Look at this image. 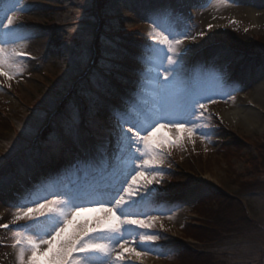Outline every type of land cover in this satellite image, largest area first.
Here are the masks:
<instances>
[{
    "label": "rangeland",
    "instance_id": "374dc122",
    "mask_svg": "<svg viewBox=\"0 0 264 264\" xmlns=\"http://www.w3.org/2000/svg\"><path fill=\"white\" fill-rule=\"evenodd\" d=\"M202 1L21 0L30 9L15 13L16 24L23 28L16 41L0 45L8 53L29 54L7 69L17 73L13 79L0 76V156L11 152L0 169V224L13 225L9 230L0 228V264H18L14 233L17 225L25 223H13L17 209L10 204L43 177L60 174L48 172L56 166L58 154L39 147L37 138L48 126L55 128L51 139L69 145L73 162L93 155L101 144H108L111 153L116 143L111 134L114 113L123 109L138 83L152 88L146 82V69L160 61L148 47L153 43L151 18L162 9L170 13L164 26L197 37L185 41L184 47L191 51L184 57L182 79L189 89L212 96L215 103H207L208 128L203 129L207 138L196 134L189 139L186 132L169 127L153 137L157 141L181 137L163 148L164 174L161 184L153 186L161 194L141 209L159 217L147 231L159 233L162 239L143 258L126 253L124 264H191L195 254L206 255L203 250L214 253V264H264V188L248 193L253 182H264V132L248 133L240 121L230 118L235 107L264 118V0H239L227 6L210 0L206 8ZM5 2L0 7L8 8ZM187 10L195 16H187ZM208 36L213 40L208 41ZM93 53L97 66L92 68ZM228 92L235 98H228ZM70 172L69 185L101 184L99 174L90 172L89 176H96L90 180L83 172ZM244 189L246 197H242ZM229 197L233 206L242 205L245 211L228 213L237 226L226 231L217 248L196 235L208 237L210 230L195 226H212L211 212ZM96 215L82 213L78 221Z\"/></svg>",
    "mask_w": 264,
    "mask_h": 264
},
{
    "label": "snow or ice",
    "instance_id": "6c2138e0",
    "mask_svg": "<svg viewBox=\"0 0 264 264\" xmlns=\"http://www.w3.org/2000/svg\"><path fill=\"white\" fill-rule=\"evenodd\" d=\"M212 2L227 6L229 2L238 4L239 0ZM8 3V8L0 7L3 13L0 15V45L16 41L23 26L16 24L15 13L30 10L21 0H8ZM169 15L168 9H162L151 18L153 43L148 47L160 63H150L146 69V82L152 88L138 83L137 91L124 101L123 109L114 113L115 127L111 134L116 143L111 153L108 144H101L93 155L77 158L71 164L73 173L83 172L86 176L96 173L103 183L87 187L68 185L50 175L18 194L16 201L10 204L17 209L13 223L25 222L17 225L14 233V246H19L18 264H124L126 253H134L139 259L158 247L155 242L162 239L161 235L147 230L154 227L159 217L141 209L161 194V190L153 186L161 184L164 174L163 148L181 137L159 141L153 137L169 127L177 133L186 132L189 139L196 134L207 138L209 133L203 131L208 128L204 122L208 119L205 116L207 103H215L212 96L189 89L182 79L184 57L191 51L184 47L185 41H195L197 37L164 26L162 22ZM212 27L208 25L209 30ZM204 35V32L199 33L200 37ZM212 40L213 37L208 36V41ZM27 55L15 50L8 53L0 46V76L13 79L17 73L7 69L15 68L16 59ZM226 95L235 98L232 92ZM10 156V151L0 156V169ZM82 213L98 215L80 223L78 218ZM8 227L0 224V228ZM26 252L29 253L27 258Z\"/></svg>",
    "mask_w": 264,
    "mask_h": 264
},
{
    "label": "trees",
    "instance_id": "16d2710c",
    "mask_svg": "<svg viewBox=\"0 0 264 264\" xmlns=\"http://www.w3.org/2000/svg\"><path fill=\"white\" fill-rule=\"evenodd\" d=\"M261 45L264 47L263 43H261ZM85 94L89 95V93H85ZM53 131L54 130L47 131V133H49V135L45 134V136H44L43 143L45 145H47V147L49 149H51V146H50V142H51L50 136L51 135L50 134L53 133ZM58 145H59L58 150L60 152L59 153V160H60V162H63L64 159L66 158V155H67V146L63 142H59ZM261 150H264V147L261 148ZM263 178H264V175H263ZM253 184L254 185H251L253 188L250 189V190H252L250 192H253V191L257 192L258 190L264 188V183L260 180L253 182ZM243 191L246 192L247 190L244 189ZM250 192H248V193H250ZM231 199H232L231 197L224 199L223 201H221L223 203L221 205L219 204L218 208L214 209V211L211 212L212 213L211 219L213 220L214 224L212 226H210L209 228H204V230L205 229L210 230L209 231L210 236L206 237L204 233L196 232V235L198 237L206 238L203 241H208V244H215V246H218L220 244V240L226 234V231L228 229H231V228L233 229L237 226V224L234 221H232L230 219V217H228L229 212L239 211L240 213H244V211H245L244 207L242 205H235V204L233 206L232 200H234V199H232V200ZM216 215H220V217L217 218ZM196 229H203V227L202 228H196ZM248 229L254 230V228L250 227V226L248 227ZM190 259L192 261L191 264H214V262L216 261V259L213 256L212 257H210V256H199L197 254H195V257H193V258L191 257Z\"/></svg>",
    "mask_w": 264,
    "mask_h": 264
},
{
    "label": "bare ground",
    "instance_id": "6f19581e",
    "mask_svg": "<svg viewBox=\"0 0 264 264\" xmlns=\"http://www.w3.org/2000/svg\"><path fill=\"white\" fill-rule=\"evenodd\" d=\"M206 1V0H203ZM258 101H260V99L257 98ZM230 118H232L231 120H238L240 122L239 126H241V129H245L246 132L248 133H254V132H259L261 131L262 133L264 132V118L258 114V113H252L251 115H248V112L242 110L241 108H232V110L230 111ZM252 119V120H251ZM234 123V122H232ZM183 215V212H180V216L181 217ZM177 220V218H175V221ZM144 256H141V258H143ZM142 262V261H141ZM142 264H144L142 262Z\"/></svg>",
    "mask_w": 264,
    "mask_h": 264
}]
</instances>
